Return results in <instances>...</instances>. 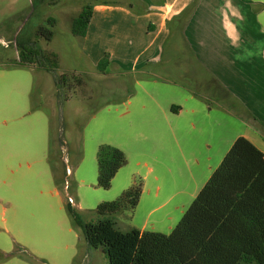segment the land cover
Returning <instances> with one entry per match:
<instances>
[{"label": "rangeland", "instance_id": "1", "mask_svg": "<svg viewBox=\"0 0 264 264\" xmlns=\"http://www.w3.org/2000/svg\"><path fill=\"white\" fill-rule=\"evenodd\" d=\"M97 1L0 0V264H77L81 259L108 264L103 246H90L67 212L69 195L84 222L96 221V206L125 189L118 186L124 171L144 172L148 156L150 164L155 156L161 164V134L169 127L152 116L161 111H133L130 104V118L119 115L126 109V92L143 95L137 80L144 87L161 84L128 71L100 73L83 54L82 38L71 31L82 7ZM47 17L55 19L48 41L35 36L39 25L49 26ZM29 39L55 60L54 71L16 62L18 44ZM157 96L162 106L169 102L166 95ZM100 144L119 147L126 157L109 188L97 184ZM154 166L165 182L160 197L152 201L145 195L135 209L117 211L119 231L147 221V229L168 234L180 218L177 194L152 209L180 188L185 174Z\"/></svg>", "mask_w": 264, "mask_h": 264}, {"label": "crops", "instance_id": "2", "mask_svg": "<svg viewBox=\"0 0 264 264\" xmlns=\"http://www.w3.org/2000/svg\"><path fill=\"white\" fill-rule=\"evenodd\" d=\"M79 37L93 64L108 54L109 63L100 73L128 71L161 84L144 87L137 80L143 95L126 92V109L119 113L130 118V104L133 111L159 109L152 116L155 123L161 118L169 133L161 134V164L157 156L155 164L163 172L185 174L180 188L152 210L177 194L181 217L239 136L264 155V0H98L85 35ZM158 93L168 97L165 106ZM142 165L144 172L129 169L118 178L119 189L141 179L133 209L145 195L157 200L165 184L149 156ZM251 198L260 212L232 217L228 228L247 243L264 237V178ZM136 228L147 229V221ZM77 264H84L83 259Z\"/></svg>", "mask_w": 264, "mask_h": 264}, {"label": "trees", "instance_id": "3", "mask_svg": "<svg viewBox=\"0 0 264 264\" xmlns=\"http://www.w3.org/2000/svg\"><path fill=\"white\" fill-rule=\"evenodd\" d=\"M91 15L92 5L85 4L72 20L74 35H85ZM46 22L49 26L39 25L35 36L48 41L54 34L51 27L55 19L47 17ZM51 55L56 57L53 52ZM49 60L53 61L51 67L46 66ZM16 62L38 63L47 71L55 69V60L37 46L36 40L18 44ZM108 63V54H105L98 62L99 70L104 71ZM59 81L61 76L57 84ZM125 160L121 148L100 144L97 150L98 186L109 188ZM263 178L264 155L248 138L239 136L168 234L136 227L126 232L115 228L114 214L133 209L139 201L142 192L139 178L117 198L100 202L95 209L96 221L84 222L69 200L66 210L82 227L90 246H103L108 264H264V237L247 239V243L246 239L228 232L232 217L260 212L251 193ZM254 197L258 199V193Z\"/></svg>", "mask_w": 264, "mask_h": 264}, {"label": "built area", "instance_id": "4", "mask_svg": "<svg viewBox=\"0 0 264 264\" xmlns=\"http://www.w3.org/2000/svg\"><path fill=\"white\" fill-rule=\"evenodd\" d=\"M69 201L71 202V201H72V199H71V198H69Z\"/></svg>", "mask_w": 264, "mask_h": 264}]
</instances>
